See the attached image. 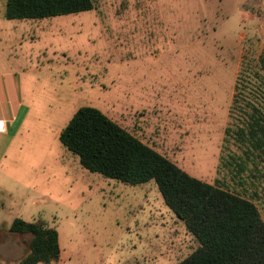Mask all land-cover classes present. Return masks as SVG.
<instances>
[{"label": "rangeland", "instance_id": "rangeland-1", "mask_svg": "<svg viewBox=\"0 0 264 264\" xmlns=\"http://www.w3.org/2000/svg\"><path fill=\"white\" fill-rule=\"evenodd\" d=\"M5 11L0 0V70L37 71L21 73L29 113L0 158V264L29 252L32 236L10 231L15 218L58 231L63 261L51 264H177L199 247L155 180L106 178L61 143L57 130L82 106L190 175L253 197L264 221V164L236 178L220 165L240 152L233 141L226 150L225 131L242 65L264 56V0H95L91 10L41 19Z\"/></svg>", "mask_w": 264, "mask_h": 264}, {"label": "trees", "instance_id": "trees-1", "mask_svg": "<svg viewBox=\"0 0 264 264\" xmlns=\"http://www.w3.org/2000/svg\"><path fill=\"white\" fill-rule=\"evenodd\" d=\"M94 5L95 0H6L5 17L41 19ZM228 118L225 148L233 141L240 152L225 151L220 165L234 178L259 172L264 164V56L256 65H242ZM59 140L91 172L130 185L155 180L165 203L199 242L177 264H264V221L253 197L190 175L95 107H80ZM10 231L32 236L19 264L60 262L59 233L44 220L15 218Z\"/></svg>", "mask_w": 264, "mask_h": 264}, {"label": "crops", "instance_id": "crops-1", "mask_svg": "<svg viewBox=\"0 0 264 264\" xmlns=\"http://www.w3.org/2000/svg\"><path fill=\"white\" fill-rule=\"evenodd\" d=\"M28 70L29 72L37 71V69H24L21 66L18 67V72H16L14 69H11V68L0 70L1 82L2 83L5 82L6 83L5 85L9 89L7 95L4 98L0 96V102L3 105L0 108V135H4L5 133L8 135L7 138H9L8 143H6L3 146L0 144V158L6 157L8 150L10 149L11 145L15 141L16 137L22 132V128L27 121L26 119L29 113V107L23 103L22 91H20L21 90L20 89V78H21V73H26ZM62 129L63 128H60L57 130L56 132L57 137H59ZM30 132H32L31 134L32 137L36 138V136L39 135V133L42 134L43 131L42 129L40 131L37 129L34 131L29 130L28 132L29 135H30ZM25 140H26L25 135H21V138L18 141V144L21 146L25 142ZM140 140L143 141L142 139ZM40 146H41V143H40ZM34 151L36 152L35 149H33V152ZM33 152L31 153L32 155H33ZM37 154L39 155V153L36 152L34 157H37ZM12 155L14 157L16 156L25 157L26 156L24 152H13ZM59 242H60V238H59ZM62 261H63V250L61 249L60 262Z\"/></svg>", "mask_w": 264, "mask_h": 264}]
</instances>
